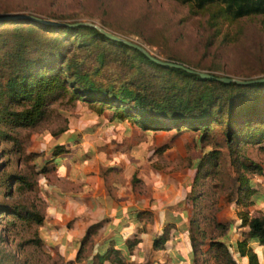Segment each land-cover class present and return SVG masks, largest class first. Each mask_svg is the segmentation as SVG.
I'll use <instances>...</instances> for the list:
<instances>
[{"label":"trees","instance_id":"obj_1","mask_svg":"<svg viewBox=\"0 0 264 264\" xmlns=\"http://www.w3.org/2000/svg\"><path fill=\"white\" fill-rule=\"evenodd\" d=\"M175 1L195 13L208 12L207 23L211 27H217L221 20L264 18V0ZM63 98L68 103L83 101L97 113L111 111L117 119H128L145 130L195 131L204 142L220 130L222 143L230 153H237L243 144L264 147V81L226 83L163 66L138 49L84 24L56 26L31 19L0 20V143H12L1 150L2 154L24 157L16 131L34 128L46 117L49 105ZM64 150L63 146H56L54 152ZM219 154L218 150H208L195 162L197 173L190 191L193 206L190 240L195 264H238L224 241L229 224L217 221L215 214L207 217L201 204L203 178L216 175L212 169ZM238 164L236 197L229 198L235 207L249 203L254 191L251 178L263 170L260 164L246 160ZM5 166L7 160L0 163V197H13L34 189L27 174L5 172ZM46 170L44 167L40 172ZM212 187L222 188L217 183ZM238 216L242 225L248 227L244 238L236 244L238 257L247 256L249 264H259L249 240L257 238L264 242V213L249 218L240 211ZM43 218L34 203L0 200V264H32L30 257L22 256V251L27 245L43 244L40 231L35 230L32 239L20 242L18 251L3 254V249L13 243L8 236L11 230L18 226L40 228ZM94 227L97 226L89 228L83 244L89 242ZM166 239L165 231L154 240V247L161 248ZM83 251L82 245L76 260ZM97 259L98 264L105 260L113 264L122 262L120 252L115 249L97 255Z\"/></svg>","mask_w":264,"mask_h":264},{"label":"crops","instance_id":"obj_2","mask_svg":"<svg viewBox=\"0 0 264 264\" xmlns=\"http://www.w3.org/2000/svg\"><path fill=\"white\" fill-rule=\"evenodd\" d=\"M149 131L108 112L87 111L68 117L56 131L32 136L27 151L36 153V163L47 169L38 178L44 217L40 232L46 248L57 251L65 263L98 264L97 255L115 249L121 264H195L190 240L193 172L161 170ZM56 146L65 150L55 153ZM261 166L262 173L251 178L249 203L235 207L231 202L217 213L219 222L229 224L224 241L238 264H249L236 251L248 230L238 212L249 218L264 213ZM91 226L97 227L83 244ZM165 231V243L155 248L154 240ZM249 246L264 264V242L253 238Z\"/></svg>","mask_w":264,"mask_h":264},{"label":"rangeland","instance_id":"obj_3","mask_svg":"<svg viewBox=\"0 0 264 264\" xmlns=\"http://www.w3.org/2000/svg\"><path fill=\"white\" fill-rule=\"evenodd\" d=\"M5 14H34L68 23H92L141 44L158 58L179 62L197 71L242 80L264 77L262 17L232 22L221 20L217 27H211L207 23L208 12L195 13L189 6L175 0H0V15ZM87 111L93 112L94 109L80 100L68 103L63 98L50 104L46 117L34 128L16 131V136L22 141L24 157L4 156L1 150L11 147L12 143H0V163L7 160L5 172L25 173L34 183L32 191L0 197L1 201L34 203L42 210L38 178L45 166L36 163V153H28L31 138L42 131H56L64 126L68 117ZM105 112L111 114V111ZM213 133L214 137L204 142L200 140V133L195 131L152 130L148 139L150 148L158 153L156 162L161 170L172 173L190 169L193 180L197 173L195 162L208 150L219 151L218 161L212 169L216 175L208 174L203 178L201 202L204 214L207 217L215 214L217 219V213L233 200L229 198L236 197V178L240 172L238 163L246 160L261 165L264 163V147L243 144L237 153H230L222 143L221 131ZM29 154H35L34 158L29 159ZM214 183L222 188L212 187ZM217 207L219 209L216 210ZM35 230L39 232L40 228L18 226L11 230L8 236L13 243L4 246L3 254L18 251V244L32 239ZM22 256L30 257L32 264H68L57 251L48 250L44 242L39 247L25 246Z\"/></svg>","mask_w":264,"mask_h":264},{"label":"water","instance_id":"obj_4","mask_svg":"<svg viewBox=\"0 0 264 264\" xmlns=\"http://www.w3.org/2000/svg\"><path fill=\"white\" fill-rule=\"evenodd\" d=\"M17 19H31V20L39 21V22L44 23V24L56 25V26H77L80 24L92 26V27L97 28L101 33L106 35L108 38H110L112 40L123 42L124 44H126L128 46H131L133 48L138 49L144 55H146L150 60L156 62L157 64H160L163 66H170V67L184 69L187 72L198 74L201 78H216V79L221 80V81L226 82V83L235 82L238 84H250V83L263 82L264 81V77L249 79V80H242V79H236V78H231V77H218L217 78L214 75L209 74L207 72L197 71V70L189 68V67H187L183 64H180V63L163 60V59L158 58V57L154 56L153 54H151V52H149V50L147 48H145L144 46H142L141 44H138L137 42H135L133 40L118 36L112 32L105 30L104 28L99 27V26L92 24V23H83V22L68 23V22H62V21H58V20H54V19H48V18L40 17V16H37L34 14H5V15H0V20H17Z\"/></svg>","mask_w":264,"mask_h":264}]
</instances>
